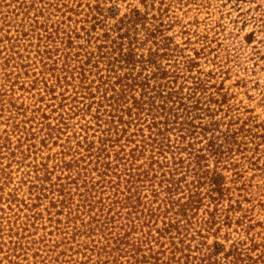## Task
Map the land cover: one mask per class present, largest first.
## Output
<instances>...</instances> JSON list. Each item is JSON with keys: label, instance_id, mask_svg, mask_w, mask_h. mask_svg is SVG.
I'll list each match as a JSON object with an SVG mask.
<instances>
[{"label": "trees", "instance_id": "obj_1", "mask_svg": "<svg viewBox=\"0 0 264 264\" xmlns=\"http://www.w3.org/2000/svg\"><path fill=\"white\" fill-rule=\"evenodd\" d=\"M175 10L0 0L7 263L264 264L243 207L264 123Z\"/></svg>", "mask_w": 264, "mask_h": 264}, {"label": "rangeland", "instance_id": "obj_2", "mask_svg": "<svg viewBox=\"0 0 264 264\" xmlns=\"http://www.w3.org/2000/svg\"><path fill=\"white\" fill-rule=\"evenodd\" d=\"M173 7L182 25L196 35L192 40L203 43L199 47L227 73L225 86L264 123V0H173ZM246 177L250 202L243 207L252 224L259 225L252 233L264 243V174L249 172ZM6 257L0 253V264H9ZM24 259L18 264H32L31 257ZM10 262L16 264L13 258Z\"/></svg>", "mask_w": 264, "mask_h": 264}]
</instances>
